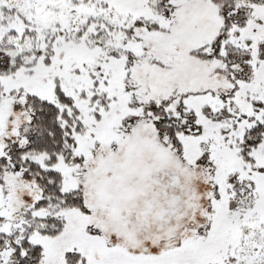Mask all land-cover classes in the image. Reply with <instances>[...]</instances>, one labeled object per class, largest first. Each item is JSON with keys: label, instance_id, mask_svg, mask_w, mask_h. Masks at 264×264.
I'll return each mask as SVG.
<instances>
[{"label": "snow or ice", "instance_id": "obj_1", "mask_svg": "<svg viewBox=\"0 0 264 264\" xmlns=\"http://www.w3.org/2000/svg\"><path fill=\"white\" fill-rule=\"evenodd\" d=\"M0 264H264V0H0Z\"/></svg>", "mask_w": 264, "mask_h": 264}]
</instances>
